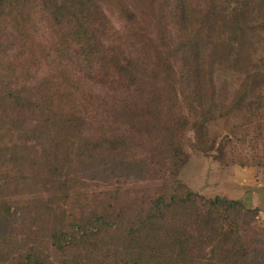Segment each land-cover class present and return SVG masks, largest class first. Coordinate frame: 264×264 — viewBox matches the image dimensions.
<instances>
[{"label": "rangeland", "instance_id": "1", "mask_svg": "<svg viewBox=\"0 0 264 264\" xmlns=\"http://www.w3.org/2000/svg\"><path fill=\"white\" fill-rule=\"evenodd\" d=\"M24 3L21 14L0 11L2 144H25L31 151L25 182L15 179L18 167L4 165L0 173V199L11 207L0 227V264H10L19 247L46 240L42 221L48 216L26 212L44 202L70 222L94 206L114 212L125 206L138 214L173 179L206 199L234 200L225 192L249 182L264 190V10H250L248 26L254 29L245 52L218 21L230 16L226 4L225 15L217 8V29L198 35L196 13L205 0L103 1L88 13L90 28L61 46L56 42L65 38L66 24L53 15V6ZM229 42L233 49L226 56ZM116 59L135 65L134 82L123 78ZM247 73L256 75L252 89L244 87ZM8 90L29 91L34 104L51 98L63 110H52L49 137L30 132L39 125V109L12 107ZM70 114L75 124L58 146L54 133ZM85 143L94 150L103 143L105 154L81 161L76 152ZM56 163L58 170L48 176ZM242 205V226L264 233V213ZM37 219L33 232L28 224ZM114 241L108 245L107 236L103 245L81 249L77 259L117 264ZM42 247L57 264L51 247Z\"/></svg>", "mask_w": 264, "mask_h": 264}, {"label": "trees", "instance_id": "2", "mask_svg": "<svg viewBox=\"0 0 264 264\" xmlns=\"http://www.w3.org/2000/svg\"><path fill=\"white\" fill-rule=\"evenodd\" d=\"M27 1L32 0H0V11L8 9L9 12L15 10L21 14L24 2ZM41 1L50 3L54 8L53 15L64 19L66 25H64L63 35L66 36L56 44L66 46L70 41L68 37L73 40L79 39L81 31L90 28L92 21L88 13H91L98 3L110 0ZM205 1L206 6L196 13L198 20L195 21V25L198 35L203 30L209 35L217 29L216 23L213 22L216 21L217 8L219 13L223 12L225 15L226 11L221 7L226 4L231 7L230 16L228 17L227 12L226 16L219 17L218 21L223 20V27L231 29L229 36L238 42V47L247 52L245 46L250 48L249 35L254 29L248 26L250 10L257 6L256 13L259 15V11L264 10V0ZM184 17L188 20L191 18L189 12L184 14ZM71 20H74L75 24H70ZM230 44L231 42L224 46L226 56L229 54L228 51L233 49ZM115 62L125 74L121 73L125 76L122 77L134 82L135 65L130 61L122 64L119 59ZM248 74L245 76L247 77ZM255 76H248L244 87L254 88ZM262 83L264 85V79ZM64 89L61 92H64ZM31 94L27 90L6 92L11 99L12 107L31 111L39 109V125L35 129H30V132L37 135V138L49 137V125L53 122L52 110L56 109L58 112L63 110L51 105V98H43L34 104L28 97ZM66 116L68 117L64 116L65 121L60 122L61 126L54 133L57 145L68 140L70 135L68 130L75 124L73 114ZM2 137L3 134H0V173L4 165L18 167L20 174H17L15 179L17 183L25 182L28 177L23 173V165L29 158L27 154L31 151H28L25 144L5 146L2 144ZM110 143L115 146L119 142L111 141ZM91 146L90 143L79 146L76 157L86 161L93 160L96 153H101L100 156L105 154L103 143H99L95 150ZM48 170V176H50L58 170L57 163L55 167L49 166ZM4 173L7 172L4 171ZM60 186L64 187L62 183ZM18 204L23 205L21 202ZM48 204L44 202L42 206L41 204L37 206L38 209L26 210L32 217H40V214L48 216V219L42 221L47 228L43 236L46 240L41 242V245L34 242L25 246L21 245L23 247L16 249V258L12 259L10 264H53L42 247L44 243L53 250L57 264H86V258L77 259L78 253L85 247L95 249L103 245L107 236L110 240L108 245L115 243L116 239L119 240V243H116L118 245L115 255L117 259L113 261L118 260L117 264H264V233L260 228L242 226L240 217L245 209L241 202L221 197L206 199L190 191L176 179L172 180L167 191L152 199L147 209L137 212L138 214L132 213L125 206L115 212L109 209L110 206L106 208L94 206L91 213L78 218L74 217L70 222H66L64 214L55 213L53 207ZM15 209H20V213L24 212L23 207L17 206ZM10 216L11 207L0 199V227L6 223V217ZM34 223L40 222L38 219L32 221V224H28V229L36 232L39 228Z\"/></svg>", "mask_w": 264, "mask_h": 264}, {"label": "crops", "instance_id": "3", "mask_svg": "<svg viewBox=\"0 0 264 264\" xmlns=\"http://www.w3.org/2000/svg\"><path fill=\"white\" fill-rule=\"evenodd\" d=\"M225 194L231 199L239 200L245 206H250L258 209L260 213H264V190L255 185L254 182L252 184L249 182L242 189L228 190Z\"/></svg>", "mask_w": 264, "mask_h": 264}]
</instances>
